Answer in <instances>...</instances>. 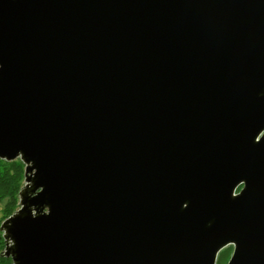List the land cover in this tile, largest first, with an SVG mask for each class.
<instances>
[{"label": "water", "instance_id": "95a60500", "mask_svg": "<svg viewBox=\"0 0 264 264\" xmlns=\"http://www.w3.org/2000/svg\"><path fill=\"white\" fill-rule=\"evenodd\" d=\"M0 160L10 264H264V0H0Z\"/></svg>", "mask_w": 264, "mask_h": 264}, {"label": "trees", "instance_id": "16d2710c", "mask_svg": "<svg viewBox=\"0 0 264 264\" xmlns=\"http://www.w3.org/2000/svg\"><path fill=\"white\" fill-rule=\"evenodd\" d=\"M22 184L23 165L18 160H0V224L17 209V194ZM2 250L3 242L0 236V253ZM0 264H10V260L0 256Z\"/></svg>", "mask_w": 264, "mask_h": 264}, {"label": "rangeland", "instance_id": "374dc122", "mask_svg": "<svg viewBox=\"0 0 264 264\" xmlns=\"http://www.w3.org/2000/svg\"><path fill=\"white\" fill-rule=\"evenodd\" d=\"M3 206V203L1 204ZM1 208V206H0ZM3 218H1L2 220ZM2 223V222H1ZM227 247L223 248L216 257L215 264H227L232 254V249H227Z\"/></svg>", "mask_w": 264, "mask_h": 264}, {"label": "flooded vegetation", "instance_id": "af4514ba", "mask_svg": "<svg viewBox=\"0 0 264 264\" xmlns=\"http://www.w3.org/2000/svg\"><path fill=\"white\" fill-rule=\"evenodd\" d=\"M243 188V185H239L238 187H237V189L235 190V194H237V193H239L240 192V190ZM227 249H232L233 250V247L232 246H228L227 248H226V250Z\"/></svg>", "mask_w": 264, "mask_h": 264}]
</instances>
